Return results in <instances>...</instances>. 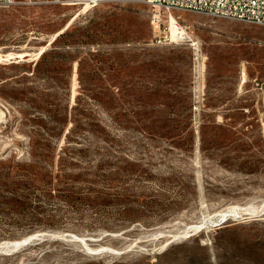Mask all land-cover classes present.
I'll return each instance as SVG.
<instances>
[{"label": "rangeland", "instance_id": "rangeland-1", "mask_svg": "<svg viewBox=\"0 0 264 264\" xmlns=\"http://www.w3.org/2000/svg\"><path fill=\"white\" fill-rule=\"evenodd\" d=\"M73 1L0 7V264H264V25Z\"/></svg>", "mask_w": 264, "mask_h": 264}, {"label": "built area", "instance_id": "built-area-1", "mask_svg": "<svg viewBox=\"0 0 264 264\" xmlns=\"http://www.w3.org/2000/svg\"><path fill=\"white\" fill-rule=\"evenodd\" d=\"M28 1L40 3L47 0ZM78 1V4L92 8L99 5L103 0ZM17 2L18 0H0V7H9ZM146 2L154 11L152 23L157 28H161V9L168 12L169 15L175 11H193L209 14L213 17L243 20L264 25V0H146Z\"/></svg>", "mask_w": 264, "mask_h": 264}, {"label": "bare ground", "instance_id": "bare-ground-1", "mask_svg": "<svg viewBox=\"0 0 264 264\" xmlns=\"http://www.w3.org/2000/svg\"><path fill=\"white\" fill-rule=\"evenodd\" d=\"M72 3L78 4L79 1L78 0H74ZM169 17H170V23H171V33L172 34L173 33L177 34V36L179 38L192 40L191 36L189 34L185 35L186 32L179 26V24H177L178 20H177V18L174 15L173 12L171 13V15H169ZM172 34H171V36H172ZM191 43L196 45V46H199V42L198 41L194 40ZM263 213H264V202L262 204L258 205V206H253V205L249 206V204H248V206H242V205L241 206H235L234 205L233 207L230 206V208H227L226 210H222V212H220V213L218 212L219 216H217V220H216V222L214 221L213 224L221 225V224H223V223H225V222H227L229 220L241 219L244 214H248L250 217H253V216L256 217V216L262 215ZM198 227H199V225L198 226L191 225L189 227H186L183 230L181 236H179V237H187V236H189L192 233V231L194 229L198 228ZM161 233H163V232H161ZM176 237H178V236L176 235ZM29 240L30 239L25 238L23 240H12V241L1 242L0 243V252L10 253L11 250H15V249L19 248L20 246L24 245L25 243H28ZM83 240H84V238H83ZM30 241L32 242L33 240H30ZM169 242L170 241L168 239L164 243L163 247L164 248L167 247ZM88 249L91 252H98V251L100 252L101 249L102 250L111 251V249H109L107 247L106 248H101V249L100 248H91L90 247Z\"/></svg>", "mask_w": 264, "mask_h": 264}, {"label": "trees", "instance_id": "trees-1", "mask_svg": "<svg viewBox=\"0 0 264 264\" xmlns=\"http://www.w3.org/2000/svg\"><path fill=\"white\" fill-rule=\"evenodd\" d=\"M37 183L39 184H42V181L39 180L38 178L36 177H33V176H26V182H25V188L26 189H29V188H32V187H36L37 186ZM28 185V186H27ZM31 186V187H29ZM11 191V194H15L16 192L14 190H10ZM35 228H29L27 230H25V232H30V231H33Z\"/></svg>", "mask_w": 264, "mask_h": 264}, {"label": "water", "instance_id": "water-1", "mask_svg": "<svg viewBox=\"0 0 264 264\" xmlns=\"http://www.w3.org/2000/svg\"><path fill=\"white\" fill-rule=\"evenodd\" d=\"M248 218H251V217L249 215L244 217V219H248ZM42 236H43V234L41 232H36V233L27 234V235L23 236L22 238L16 239V240H23L25 238H28L30 240H35V239H40ZM30 240L28 241V243L31 242ZM9 241H12V240H9ZM28 243H25L24 245H26ZM24 245H22V246H24ZM22 246H20L19 248H21ZM19 248H17V249H19ZM17 249H15V250H17ZM15 250H11L10 252H13Z\"/></svg>", "mask_w": 264, "mask_h": 264}]
</instances>
